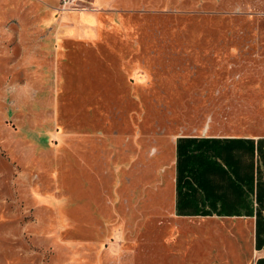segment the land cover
<instances>
[{"label": "rangeland", "instance_id": "obj_1", "mask_svg": "<svg viewBox=\"0 0 264 264\" xmlns=\"http://www.w3.org/2000/svg\"><path fill=\"white\" fill-rule=\"evenodd\" d=\"M186 135L264 136V0H0V264H252Z\"/></svg>", "mask_w": 264, "mask_h": 264}, {"label": "crops", "instance_id": "obj_2", "mask_svg": "<svg viewBox=\"0 0 264 264\" xmlns=\"http://www.w3.org/2000/svg\"><path fill=\"white\" fill-rule=\"evenodd\" d=\"M175 148L174 214L234 219L264 264V136L186 135Z\"/></svg>", "mask_w": 264, "mask_h": 264}, {"label": "built area", "instance_id": "obj_3", "mask_svg": "<svg viewBox=\"0 0 264 264\" xmlns=\"http://www.w3.org/2000/svg\"><path fill=\"white\" fill-rule=\"evenodd\" d=\"M78 0H60L63 7H70L71 5H75Z\"/></svg>", "mask_w": 264, "mask_h": 264}]
</instances>
